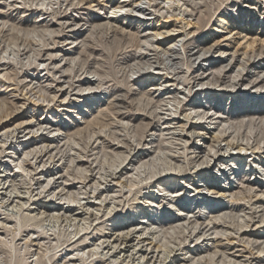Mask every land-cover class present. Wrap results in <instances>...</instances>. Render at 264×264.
I'll return each mask as SVG.
<instances>
[{"label": "bare ground", "instance_id": "1", "mask_svg": "<svg viewBox=\"0 0 264 264\" xmlns=\"http://www.w3.org/2000/svg\"><path fill=\"white\" fill-rule=\"evenodd\" d=\"M103 1L85 30L42 17L28 32L45 47L0 52V245L19 264H264V178L242 174L246 161L264 172V31L222 17L213 29L230 36L210 41L188 31L204 0ZM174 17L184 25L169 28ZM118 28L136 53L121 64L130 90L113 94L75 43ZM37 62L47 74L17 69Z\"/></svg>", "mask_w": 264, "mask_h": 264}, {"label": "rangeland", "instance_id": "2", "mask_svg": "<svg viewBox=\"0 0 264 264\" xmlns=\"http://www.w3.org/2000/svg\"><path fill=\"white\" fill-rule=\"evenodd\" d=\"M197 1H200V0H197ZM204 1L205 3H201L200 5L202 7H200L197 10L198 15L194 16L195 17L194 22L197 21L196 17L200 16L203 19L202 23H200L198 27H194L191 29L188 28V31H191V32L197 31L196 33L200 35V37H204V38L206 37L210 41H214L218 38H222L223 36H230L228 30L218 32L213 29V28L217 29L218 27H220V24L217 21L220 20L222 17L227 18L229 21H231L233 26L230 29L237 28L239 29V31L244 30L246 33L248 32V35L250 37L251 36L256 37L259 34V32L264 31V0H236V1H233V0H204ZM41 2L39 0H35V1L34 0H0V23L3 22V24L0 25V52L7 51L8 53H10L12 51V47H13L12 43L14 41H18L21 44H23V42L26 41V44L30 49H32L33 47L35 48H39L42 46L45 47L44 45L45 43L40 44V46L34 45V43L37 44L38 39L37 37L34 38L35 36H33L34 35L33 33L28 32L34 29L35 25L38 23L39 20L42 19V17H46L47 19L53 20L55 22L64 21L68 18L70 22H73V23L78 22L79 24L78 28L81 26L80 29L85 30L90 25L89 21L91 19L94 20L98 16L104 17L108 15L107 14L108 10L111 8V6L107 7L106 5H104L105 1L103 0H85V1H82V0H71L70 1L69 0V1H66L65 3H56L53 5H48V3L44 4L43 0ZM94 3L99 4V6L93 7L92 5ZM187 3L189 4L190 1H187ZM161 5L164 6L166 4L163 3ZM185 7L186 6L182 7V9H184ZM193 7H194L193 4L189 7L187 6L188 11L191 12L190 9L191 8L193 9ZM251 7H255V9L252 10ZM49 12L52 14H50ZM171 13L173 15H176L179 12L172 11ZM160 14L162 16L167 15L166 11H163ZM155 18L157 17L155 16ZM161 19H162L161 17H158L155 23L159 24ZM72 20H75V22ZM121 20H124V19L121 18ZM96 22H99V21L96 20ZM168 25H169V28L170 27L179 28L184 24L180 23V20H176V17H174L173 20ZM27 32H28L27 35L28 36L30 35L29 37L26 35ZM192 36L193 34H190L188 38H192ZM68 37L69 36H66V38ZM83 38H86L85 45L81 43L82 38L78 41V43H75V44H79L78 45L79 49L77 51L76 56H78L81 59L78 58V61L80 60L81 62L83 60L82 62L85 63L86 66L99 69L102 72V76H103L102 79L105 82H107L108 80L110 85L112 86L111 88H112L113 94L120 93L121 91H125L126 89L130 90L129 87L124 86V80L122 78L123 72L121 71L122 70L121 64L125 56H129V55L136 53V48L135 46H133L135 43L134 36L133 35L131 36L128 33H124L118 28V30H112V31H109L108 29H100L98 31H95V33L92 31L90 32L85 31ZM70 40H73V39L71 38ZM239 40H240L239 37H237L231 42L232 47L234 49L237 47ZM50 41L51 40L47 41V43L48 42L50 43ZM64 44H66V42L62 43L63 47L68 46V45L64 46ZM181 45L182 43H180V47ZM128 51H130V53ZM5 52L3 55H7L8 57L9 56L8 53L6 52L5 54ZM215 55L216 53H211L209 54V58L218 59L217 57H214ZM39 63L40 62H37L35 65H32L29 63L23 68H20L21 65H18L17 69L23 74L27 73L31 76L37 75L38 69L39 71L44 70L41 73H39L40 75L43 76V74L45 75L48 72V70H46L47 66L43 64L39 66ZM42 66L44 67V69L42 68ZM75 75H76L75 72H69V76L74 77V79H77ZM87 75H90V77H92L93 79L97 78L96 76H94L95 74H87ZM135 76L137 75L131 76L130 78L131 79L135 78ZM2 85L7 86L8 84L5 81H0L1 96L5 91ZM105 87L106 86L104 87L102 86L103 89ZM244 88L245 87H243L242 89L245 90ZM250 88L251 87H248L246 89L250 90ZM103 89H99V90H103ZM90 90L91 89H87V90H84L83 92L84 94L90 93L91 92ZM248 90H246V92ZM223 103H224L223 107L228 111L229 110L241 111L244 109L243 106L240 104H238V106L236 105L234 106L232 101L230 102L229 100H226V98L223 100ZM56 112L57 111H55V113ZM44 115H45L44 112L37 113L38 117H43ZM72 115H73L72 113H67V115L63 114L62 116L63 118L66 116L67 118L70 119L72 118ZM67 121L69 122V120ZM248 155H253V152L251 150L248 152H245L244 156H248ZM248 162L250 161H246L242 166V170H243L242 174H247V176L244 177V181H246L248 178L251 180H256L257 176H259L260 178H264V175H262L264 174V172L254 175V173L251 171L253 166L248 165ZM218 170L219 169H217V172ZM223 171L228 173V169L227 170L224 169ZM148 182H149L148 184H151L152 182H155V179H152ZM192 190L193 189H189V192H187V198L190 197L189 194ZM210 196H212V199H214L216 198L217 194L210 193ZM238 197H239L238 199L234 200L235 202L239 204L246 202L245 200L242 199L241 195ZM229 200H226V202H228L227 204L229 203L232 204L233 202L231 203V201ZM261 202H262L261 204H264V195L261 199ZM260 218L262 217L261 216L258 218L255 217V220L259 221ZM253 253L255 255L259 254L257 253V250L255 249L253 250ZM0 255H3L4 257L5 261L3 262V264H19L23 260V256L21 253H16V252L11 253L9 248L6 246L0 245ZM262 256L264 257V253L262 254Z\"/></svg>", "mask_w": 264, "mask_h": 264}, {"label": "built area", "instance_id": "3", "mask_svg": "<svg viewBox=\"0 0 264 264\" xmlns=\"http://www.w3.org/2000/svg\"><path fill=\"white\" fill-rule=\"evenodd\" d=\"M226 100H229V99L226 98ZM229 101L231 102V99H230ZM244 154H245V153H243V155H244Z\"/></svg>", "mask_w": 264, "mask_h": 264}]
</instances>
